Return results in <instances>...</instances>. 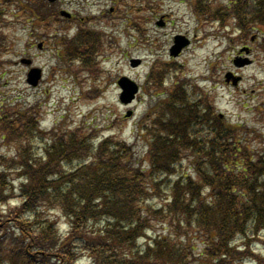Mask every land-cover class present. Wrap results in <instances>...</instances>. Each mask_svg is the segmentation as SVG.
Listing matches in <instances>:
<instances>
[{
	"label": "trees",
	"instance_id": "obj_1",
	"mask_svg": "<svg viewBox=\"0 0 264 264\" xmlns=\"http://www.w3.org/2000/svg\"><path fill=\"white\" fill-rule=\"evenodd\" d=\"M188 1L220 27L232 22L239 35H264V0ZM50 5L0 0V66L7 9L33 30L70 26ZM55 35L66 71L99 72L101 30L77 23L73 36ZM170 67L152 66L145 80L155 101L135 124L146 145L141 158L134 144L113 135L95 140L91 131L62 124L46 130L42 103L1 104L0 147L13 150L0 153V264H75L81 256L91 264H192L196 240L202 264L253 256L248 245L264 232V133L215 113L185 78L166 87ZM165 223L164 233L148 236Z\"/></svg>",
	"mask_w": 264,
	"mask_h": 264
},
{
	"label": "rangeland",
	"instance_id": "obj_2",
	"mask_svg": "<svg viewBox=\"0 0 264 264\" xmlns=\"http://www.w3.org/2000/svg\"><path fill=\"white\" fill-rule=\"evenodd\" d=\"M49 4L47 10H65L75 23L79 21L107 34L98 53L99 72L74 74L66 71L65 64L58 60L59 39L55 31L71 37L76 33V25L54 23L49 30L43 27L33 30L30 21L8 8L3 30L9 41L3 58L6 63L0 66V108L8 102L25 106L42 103L40 123L46 130L62 124V128L80 126L91 131L95 140L113 135L134 144L136 155L141 158L146 145L136 136L135 124L155 101L150 99L144 84L152 66L164 63L171 66L165 78L166 87L171 83L169 79L185 78L197 96L211 102L215 113L264 133V35L259 32L239 35L232 22L220 27V22H214L210 14H196L188 0H55ZM160 16H163V26L157 25ZM175 35L187 37L189 44L172 57L169 49ZM110 39L113 44L108 42ZM40 41L43 47L38 49ZM243 46L250 49L251 63L235 67L233 60ZM21 58H31L32 65L42 70L37 87L26 83L29 67L19 63ZM133 58L140 59V64L131 66L129 60ZM229 71L241 77L236 86L231 80L228 83L224 80ZM121 76L129 77L140 86L135 101L128 106L119 101L117 81ZM164 92V88L153 90L152 95L161 98L155 93ZM42 143L40 137L34 140L36 151ZM10 150H13L10 146L0 147V153L7 157ZM183 169L188 171L189 166L184 164ZM8 205L13 207L15 201L9 200ZM57 222L62 229V218L58 217ZM166 225H155L148 236L164 233ZM255 235L258 239L248 245L253 249V256L227 264H264V232ZM196 242L191 263L202 264V246L199 240ZM236 244L240 249L245 248L239 240ZM75 264L91 263L81 256Z\"/></svg>",
	"mask_w": 264,
	"mask_h": 264
},
{
	"label": "water",
	"instance_id": "obj_3",
	"mask_svg": "<svg viewBox=\"0 0 264 264\" xmlns=\"http://www.w3.org/2000/svg\"><path fill=\"white\" fill-rule=\"evenodd\" d=\"M61 15L69 17L70 14L65 12V11H61L60 12ZM158 24H162L159 23ZM188 39L184 38V36L178 35L174 38V45L171 47L170 51L172 55H176L180 52V50L188 44ZM244 51L248 52L247 48H244ZM21 62L24 64H30L31 61L29 59H21ZM251 61L248 58H241V57H237L234 59L233 63L235 66L237 67H242L246 64H249ZM130 64L131 66H136L139 64V60L138 59H131L130 60ZM41 75V70L39 68H31L28 73H27V82L33 86H35L40 78ZM226 81H229V79H232L233 84H236V82L239 80L240 77H234L232 75V73H227L225 75ZM118 85L121 88V93H120V101L124 104H129L130 102H132V100L135 97V93H137L138 91V85L130 80L128 77H121L120 80L118 81ZM130 114V112L128 113V115Z\"/></svg>",
	"mask_w": 264,
	"mask_h": 264
}]
</instances>
